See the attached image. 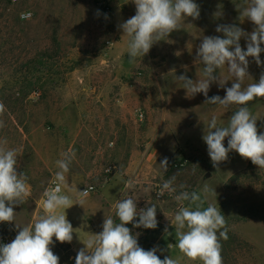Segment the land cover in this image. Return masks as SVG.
Returning <instances> with one entry per match:
<instances>
[{"label": "rangeland", "instance_id": "374dc122", "mask_svg": "<svg viewBox=\"0 0 264 264\" xmlns=\"http://www.w3.org/2000/svg\"><path fill=\"white\" fill-rule=\"evenodd\" d=\"M194 2L200 7L198 19L187 17L180 29L155 43L143 58L130 63L128 38L118 25L135 15L132 0H0V103L5 107L0 116L5 125L0 128V139L6 138L7 147L18 150L16 171L27 176L31 189L27 201L13 206L16 221L0 223V238H15L23 226L33 224L43 213V193L58 169L46 167L37 155L38 149L60 159V153L68 151L69 144L77 139L78 150L72 151L75 156L66 174L69 187L82 191L89 185L98 188L108 184L101 191L112 205L121 191L111 181L116 173L125 171L127 184L121 198L136 199L138 210L156 205L157 228L125 225L137 235L140 247L151 250L168 223L173 222L174 217L170 221L166 216L181 207L175 195L181 191L199 193L206 184L216 196L209 195L203 206L212 203L221 209L226 230L234 238L220 239L223 264H264V170L235 150L229 152L226 161L213 167L202 139L213 115L218 126H227L238 106L225 109L207 104L203 93L189 97L176 78L186 75L198 79L203 65L196 62L197 49L205 36L223 38V33L216 32L218 25H235L246 33L256 25L241 17L243 0ZM25 12L31 13L29 20L21 19ZM239 43L246 50L244 37ZM260 60L262 64L258 66L254 58L248 57L250 77L245 79V86L258 82L264 73V52ZM218 71L228 77L226 66L214 75H219ZM44 80H50L49 85ZM68 80H73L70 87ZM86 80L92 81L89 96L80 100L75 82L85 84ZM232 83L228 80L223 88L212 83L208 97L223 98ZM37 92L41 93L39 97L34 95ZM248 107L257 118L258 134L264 133V98H256ZM85 112H91L94 118H80L79 114ZM141 113L143 120L138 116ZM103 123L106 130L116 126L120 134L119 139L111 140L122 148L111 175L105 173L110 163L97 161L91 150L93 137L81 131L101 128ZM68 128L81 134L68 135ZM224 145L227 147L225 140ZM128 148L134 156L131 167L124 157ZM165 157L167 171L160 166ZM86 174V182L72 181L74 176L81 179ZM172 176L176 177V193L165 192L159 199L157 191ZM180 184L186 188L180 189ZM73 201L77 202L76 198ZM103 213L99 202L89 200L83 206L73 204L66 209V218L75 229L72 242L79 249L85 247L82 241L91 234L102 232L94 220L102 218ZM106 216L119 222L115 209ZM53 240L51 248L59 264H75L76 254L70 245L55 237ZM175 244L173 224L159 251L164 257L178 258L181 264H201L185 260Z\"/></svg>", "mask_w": 264, "mask_h": 264}, {"label": "clouds", "instance_id": "9594fccd", "mask_svg": "<svg viewBox=\"0 0 264 264\" xmlns=\"http://www.w3.org/2000/svg\"><path fill=\"white\" fill-rule=\"evenodd\" d=\"M132 3L135 4V15L118 25L123 36L128 38L130 63L143 58L155 43L165 40L170 33L180 29L187 17L198 19L200 16V7L194 0H132ZM239 8L241 17L248 18L256 25L254 30L246 33L235 25H218L216 32L223 33V38L205 36L197 49L196 62L203 65L197 74L198 79L192 80L186 75L176 78L183 83L189 97L203 93L207 104L225 109L238 106L227 126H218L215 115L207 122L202 139L207 145L213 167L226 161L229 152L235 150L242 158L251 160L264 170V133L258 134L257 118L248 107L249 102L256 98H264V73L258 82L246 86L244 84L245 79L250 77L248 57L254 58L258 66L262 64L260 54L264 52L261 47L264 44V0H243ZM30 16V12L21 13V19ZM241 37L247 40L246 50L239 43ZM225 66L228 77L219 71V75H214ZM228 80H233V83L225 89L226 95L223 98L219 95L208 97L212 83H218L223 88ZM4 112L5 107L0 103V116ZM4 126V121L0 119V128ZM226 137L227 147L224 145ZM7 144L6 138L0 139V223L16 221L13 206L24 203L31 195L27 176L16 171L18 150L7 147ZM74 156L75 153L70 151L60 153L61 158L55 162L58 170L52 186L43 193V213L33 224L23 226L10 243L0 244V264H59V257L51 248L53 237L60 243L73 240L75 229L66 218V209L73 204L83 206L90 190H75V203L69 194L74 190L69 187L66 174L70 171ZM167 165L165 157L160 166L167 171ZM175 179L172 176L164 181L157 195L162 197L165 192L170 195L176 193ZM132 186V182H129V187ZM179 188L184 189L186 185L180 184ZM209 195L216 196V193L206 184L199 193L181 191L175 195V200L181 204L172 222L175 226V246L190 261L223 264L220 239H227L226 219L221 209L214 204L203 206ZM184 202H188V206H184ZM113 207L119 222L111 216H105L102 232L91 234L82 241L85 247L78 251L75 264H180L178 258L171 256L160 259L156 247L151 250L140 247L137 235L125 226L132 223L136 228H157L155 204L138 210L136 199L126 196L117 200ZM136 217H139L138 222L135 221ZM17 227L20 225L17 224Z\"/></svg>", "mask_w": 264, "mask_h": 264}, {"label": "crops", "instance_id": "0c3cea01", "mask_svg": "<svg viewBox=\"0 0 264 264\" xmlns=\"http://www.w3.org/2000/svg\"><path fill=\"white\" fill-rule=\"evenodd\" d=\"M96 71V70H94ZM75 75L74 74V77L72 78H75ZM71 78V79H72ZM49 81L50 80H44V83L45 85L48 84L49 85ZM90 80H86L85 84L82 83H78V82H75L76 83V86L74 87L76 89V93H78V96H79V99L82 100V97L85 95L86 96H89V93H88V88H89V85L92 84L91 82H89ZM73 85V80H68V87L72 86ZM41 94V93H40ZM74 95V94H73ZM83 97V98H84ZM91 112H85V113H81L79 114V117L80 118H83V116L86 118V119H92L94 117H92V114H90ZM69 119V117H68ZM102 120L105 121L106 117L102 116L101 118ZM111 121V120H110ZM105 124L106 123H103L104 126H102L101 128H91V129H81V131L83 132H86L87 135H91L93 138H92V143L95 142V144L93 143L92 147H91V150L92 151H95L94 152V155H96V158H97V161H101V162H105L107 161L108 164L107 167L109 166H114L116 168V162H117V159H118V155L121 153L122 151V148L119 146V144L116 145V141H111V140H117V138L119 139V129L114 126V125H110L111 128L110 130H106L104 127H105ZM78 133V132H77ZM76 131H74V129L72 128H68V135L69 134H72V135H77ZM78 134H81V133H78ZM77 139L76 140H73L72 143L69 144V147H68V151H75L78 150V146H77ZM112 144V145H111ZM93 154V153H92ZM37 155L38 157L40 158V160L43 162V164L46 166V167H52V166H56L55 162L57 160V157L52 153L49 154V153H45L43 152L42 149H38L37 151ZM124 157L126 158V162L128 164V167H131L134 160H133V157L134 156H131L130 154V151H129V148H128V153H125L124 154ZM116 170V169H115ZM115 172V171H114ZM113 172V173H114ZM127 173H129L128 171H126ZM125 173V171L123 172ZM123 173H116V175L114 176L113 180L111 181V184H116V186H119L120 188V196L118 197V200L119 198L122 197L123 195V192L125 191L126 189V186H124L125 184H127V176L128 174H123ZM71 177V176H70ZM86 178H88V175L86 174L85 175V178H76L75 176L72 178V181L74 182H86ZM68 180H69V174H68ZM106 185L108 184H102L100 185V187H98V191L97 193L95 194H92L91 196L87 197L85 200H89V202H93V201H97L101 204V207L102 209L104 210L105 213L104 216H102V218H98L96 220H94V223L95 225L98 227L99 225L102 227V222L104 221V218L106 216L107 213H110L111 210L114 209L113 205L115 204V202L111 205L109 200L105 197L106 195H104V193H102L101 189L104 188ZM71 195L73 196V198H76V191H73L71 192ZM40 208L42 209V203L40 204ZM43 210V209H42ZM176 213H174L173 215H169L166 216V218H169L170 217V221L173 219L174 215ZM87 221V219H86ZM172 222V221H171ZM168 223V227H167V232L163 231V233L158 237V239L156 240V242L154 243L153 247H156L158 249L157 251V255L160 257V259H164L165 255H163L160 251H159V246L160 244L164 241V239L166 238L167 236V233L168 231L173 227V224ZM88 223V221H87ZM90 224V223H89ZM91 226V225H90ZM67 243V242H66ZM70 245V248L75 252V254L77 255L78 251L80 250L77 245L75 243H73L72 241L70 243H67ZM187 258H185L186 260ZM181 264V263H180Z\"/></svg>", "mask_w": 264, "mask_h": 264}, {"label": "built area", "instance_id": "2783aa9c", "mask_svg": "<svg viewBox=\"0 0 264 264\" xmlns=\"http://www.w3.org/2000/svg\"><path fill=\"white\" fill-rule=\"evenodd\" d=\"M14 1H16V0H14ZM25 13H29V12H25ZM30 18H31V16H30ZM30 18H28V19H23V20H29ZM34 95H35V97H39L40 93L37 92V93H35ZM138 116H139L140 120H143V119H144V115H143L142 113L139 114ZM111 145H112V144H111ZM115 169H116V168H115L114 166L111 165V166H109V167L106 168L105 173L108 174V175H111V174H113V172L115 171ZM51 186H52V184H51L49 187H51ZM49 187H48V188H49ZM87 188L90 189V190H89V194H88L87 197L91 196L92 194L97 193V191H98V188H97L96 186H94V185H89V186H87L85 189H83L82 191L86 190ZM158 191H159V190H158ZM158 191H157V192H158ZM157 197L160 199V198H162L163 196L160 197V196L157 195ZM13 239H14V237H12V236H10V235H4L3 237L0 238V244L10 243Z\"/></svg>", "mask_w": 264, "mask_h": 264}, {"label": "trees", "instance_id": "16d2710c", "mask_svg": "<svg viewBox=\"0 0 264 264\" xmlns=\"http://www.w3.org/2000/svg\"><path fill=\"white\" fill-rule=\"evenodd\" d=\"M222 230H224V229H222ZM227 231V230H226ZM227 239H231V241H232V239H234L233 237H231V235H230V233H228V231H227ZM221 245H222V243H221ZM223 246V245H222Z\"/></svg>", "mask_w": 264, "mask_h": 264}, {"label": "water", "instance_id": "95a60500", "mask_svg": "<svg viewBox=\"0 0 264 264\" xmlns=\"http://www.w3.org/2000/svg\"><path fill=\"white\" fill-rule=\"evenodd\" d=\"M225 142L226 143L228 142V138L227 137L225 138ZM206 176L209 177V174H207Z\"/></svg>", "mask_w": 264, "mask_h": 264}]
</instances>
